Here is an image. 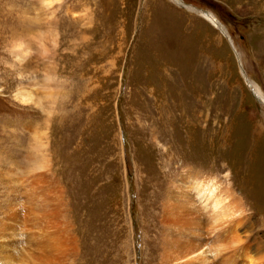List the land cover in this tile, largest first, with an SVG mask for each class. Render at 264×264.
Listing matches in <instances>:
<instances>
[{"label": "rangeland", "instance_id": "obj_1", "mask_svg": "<svg viewBox=\"0 0 264 264\" xmlns=\"http://www.w3.org/2000/svg\"><path fill=\"white\" fill-rule=\"evenodd\" d=\"M176 2L0 0V264H246L194 179L264 245V0Z\"/></svg>", "mask_w": 264, "mask_h": 264}, {"label": "bare ground", "instance_id": "obj_2", "mask_svg": "<svg viewBox=\"0 0 264 264\" xmlns=\"http://www.w3.org/2000/svg\"><path fill=\"white\" fill-rule=\"evenodd\" d=\"M176 1H177L176 2L177 4L181 3V0H176ZM209 14H206L204 16L207 17L210 21H212L215 25L218 24L220 26H223L216 19V17L213 14H211V13H209ZM231 44H232V40H231ZM238 59H239V56H238ZM240 63H241V61H240ZM247 82L249 83L248 80H247ZM250 89L254 92V94L256 95V97L260 101L264 102V96L261 95V93L258 90L254 89L252 86L250 87ZM42 167H44V166H42ZM183 180H185V179L183 178ZM181 184H182V181H180L179 185L175 186L174 191L171 194V197L174 199V201L179 202V200H182L183 197L185 195H187L186 193L182 192ZM191 187L192 188H190V190H189V197L191 198L190 201H188L186 199H184L182 201L187 202L189 205H191V203H192V205L195 207L196 211L199 214L201 211H204L208 217V224L211 226V228L213 226L214 231L219 230L221 227L222 228L223 227L225 228L227 226L235 227L234 231L229 233V236H230V238H232V241L234 242V244H235V242L240 244V248H239L240 253L243 256L244 260L246 261V264H264V245H258L257 244V247L253 250L252 249L253 247H251V245L246 243L247 240L249 239V237H246V240L242 241L241 237H239V235L237 234L238 229H240L243 226V223H241V220L234 218L235 214L229 215L227 217L229 219H227L225 221L222 220L224 217L227 216V214L222 212V208L220 207L221 203H219V202L214 203L215 196L217 195L215 192L218 190V188H217V186H215L214 182L211 180V182L202 183V181H198V179H194V181L191 183ZM218 200L220 202H223V200H221L219 197H218ZM47 201H48V199L47 200L43 199L42 201H39L38 205L42 211L46 210L47 207H49ZM51 206H53V205H51ZM40 209H39V212H40ZM52 210H54L53 213L55 214V212H56L55 209L53 208ZM50 211H51V209H50ZM50 211L48 210V212H50ZM197 212L189 213L186 209H183V208L178 207V206H176V208H175V207H173L172 204H170L167 207H165V220L167 223H169V225L171 224L175 228H178V230H180V228H183V229L186 228L187 225L193 227L195 224L197 225L199 223V217L197 216ZM42 213H44V212H42ZM45 214L46 213H44V215ZM46 216L48 217V215H45V216H43V218H46ZM213 233H215V232H213ZM244 234H245V232H244ZM57 238H61V237H57ZM177 238H174L170 241L171 246L172 247L175 246V248L177 249L176 253L178 255H181L180 257L177 256V258L175 260L176 263L183 261L184 259L188 258L189 256H192L193 254H195L197 252V251H194L193 249H196L197 247L199 248V246H195V245H190V244L185 245L180 239H177ZM180 238H182V237H180ZM63 241L64 240L56 239V240L52 241L49 246L52 248H61L64 246ZM187 249L189 251L192 249L193 252H190L188 254ZM54 251L55 250H53V252ZM56 251H57V249H56ZM50 260H51V258L48 261H50Z\"/></svg>", "mask_w": 264, "mask_h": 264}, {"label": "water", "instance_id": "obj_3", "mask_svg": "<svg viewBox=\"0 0 264 264\" xmlns=\"http://www.w3.org/2000/svg\"><path fill=\"white\" fill-rule=\"evenodd\" d=\"M203 15H206V14H209L210 12H206V11H200ZM217 28L221 31V33L223 34V35H225V37L229 40V42H230V44H231V37H229V33H228V31H227V29L225 28V27H223V26H217ZM231 46L233 47V45L231 44ZM234 49V48H233ZM237 55V54H236ZM240 67H241V72L243 73V74H245V71H244V69H243V67H242V65H240ZM249 87H251V86H249Z\"/></svg>", "mask_w": 264, "mask_h": 264}]
</instances>
